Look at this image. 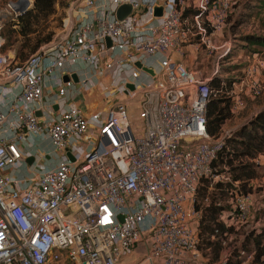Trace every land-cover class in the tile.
Wrapping results in <instances>:
<instances>
[{
	"label": "built area",
	"instance_id": "1",
	"mask_svg": "<svg viewBox=\"0 0 264 264\" xmlns=\"http://www.w3.org/2000/svg\"><path fill=\"white\" fill-rule=\"evenodd\" d=\"M19 1L0 9V264H122L141 246L137 264H226L228 248L214 262L201 249L195 208L203 177L230 180L213 166L224 138L207 131L219 68L206 74L174 54L194 37L216 49L235 0H72L60 32L15 64L2 29ZM124 3L132 12L119 19ZM189 6L201 11L193 23L183 19ZM85 67L125 72L119 81L137 102L141 133L124 102L91 113L67 103L87 84ZM263 68L255 59L244 71L251 97L264 90ZM231 96L236 113L242 101ZM253 200L236 193L221 219L236 230L249 224Z\"/></svg>",
	"mask_w": 264,
	"mask_h": 264
},
{
	"label": "trees",
	"instance_id": "2",
	"mask_svg": "<svg viewBox=\"0 0 264 264\" xmlns=\"http://www.w3.org/2000/svg\"><path fill=\"white\" fill-rule=\"evenodd\" d=\"M32 1L31 7L10 17L2 29L6 40L4 49L14 53L15 64L24 63L54 38L55 31L51 29L50 18L57 12L58 0ZM244 5L250 17L254 15L255 9L256 17H263L264 0H245ZM200 12L196 7H186L183 19L193 23L194 17ZM246 13L238 17L234 26L244 22ZM208 32H211L209 27ZM241 37L244 41L242 47L252 54L264 49V30L248 32ZM210 87L212 94L207 105V131L215 139L224 138L223 147L214 159L213 166L215 174H228L230 180L214 181L212 176L200 180L195 201L196 210L201 212L199 245L212 262L226 255L228 248L226 264H242L245 260L243 252L252 254V264H264V226L254 227L240 237L241 227L236 230L221 219L224 211L232 212V198L236 193H255L252 181L260 176L261 165L257 160L264 156V104L247 115V119L237 129L225 135L223 127L235 115L231 96L233 81L217 74L211 79Z\"/></svg>",
	"mask_w": 264,
	"mask_h": 264
},
{
	"label": "rangeland",
	"instance_id": "3",
	"mask_svg": "<svg viewBox=\"0 0 264 264\" xmlns=\"http://www.w3.org/2000/svg\"><path fill=\"white\" fill-rule=\"evenodd\" d=\"M71 1L58 0L57 12L50 18L51 29L55 31L54 37L61 30V25L64 23L63 19L67 16ZM7 2L8 0H0V9H4ZM244 4L245 0H235L225 29L219 35L216 34L213 37L215 46L217 44L223 45L225 42L230 44V49L226 54H223V52L228 45L219 50H210L203 44L200 45L198 51L194 50L193 47L191 48L192 51H185L183 55L174 54L177 60L179 59L183 62L185 59L192 58L194 65H197V69H200L204 73L208 72L210 74L212 69L218 67V75L224 78H230L233 81L232 91L241 99L242 108L234 113V117L224 125V133H229L237 129L247 119V115L256 111L260 105L264 104V90L259 97H251L243 81L246 67L255 59L264 60V49H260L259 52L255 53L256 55L252 54V52L242 47L244 41L241 37V35L248 32H262L264 30V26H262L264 24V15L261 18L256 17L255 13L257 10L255 9L253 10L254 13H252L254 15L251 18L245 12L247 10ZM245 13L246 18H244V22L238 26H234L238 21V17ZM192 52L195 54L194 57L191 54ZM81 72L85 74L88 82L86 85L77 86V98L74 104L84 109L87 113H91L94 111H106L109 106L118 102H124L128 106L131 124L136 126L138 133H141L142 121L140 119V110L137 107V102L135 99H130L119 81L125 72H121L116 76L106 75L103 71H96L91 67H85L81 69ZM260 78L264 83V68L260 73ZM257 161L261 165L259 167L260 176L252 181L255 192L252 204V222L241 226L239 230L240 237H243L246 231L254 227L264 226V156H261ZM145 251V248L142 246L139 247L122 264H137L143 259Z\"/></svg>",
	"mask_w": 264,
	"mask_h": 264
},
{
	"label": "water",
	"instance_id": "4",
	"mask_svg": "<svg viewBox=\"0 0 264 264\" xmlns=\"http://www.w3.org/2000/svg\"><path fill=\"white\" fill-rule=\"evenodd\" d=\"M29 2H30V0H20L19 2H16L14 5H13V8L16 10V11H22V10H25L26 9V6L29 4ZM131 12H132V6H131V4H129V3H124V4H121L119 7H118V9H117V11H116V16H117V18H119V19H123V18H125V17H127L128 15H130L131 14ZM163 13H164V4L163 3H159V4H157L156 6H155V8H154V15L156 16V17H160V16H162L163 15ZM107 42H108V44L109 45H111V40L110 39H107ZM137 65L139 66V67H143L142 66V63H140V62H137ZM145 70H147V71H149L150 73H154L153 71H151L150 69H148L147 67H143ZM73 78H74V80L76 81V82H78L79 81V78H78V76L75 74V75H73ZM165 78L167 79V76H165ZM66 81L69 79V77H65L64 78ZM129 88H131V89H134V85L133 84H129ZM70 155V154H69ZM71 156V155H70ZM71 158H73L72 156H71ZM28 161L29 162H32L33 161V158H29L28 159Z\"/></svg>",
	"mask_w": 264,
	"mask_h": 264
},
{
	"label": "crops",
	"instance_id": "5",
	"mask_svg": "<svg viewBox=\"0 0 264 264\" xmlns=\"http://www.w3.org/2000/svg\"><path fill=\"white\" fill-rule=\"evenodd\" d=\"M194 1H197V0H194ZM219 35V34H218ZM200 45H201V43H200V40H199V38L198 37H194V38H192L187 44H186V46H185V51H188V50H190V51H192L191 50V48H193L194 47V50H196V51H198L199 50V48H200ZM216 49L217 50H219V49H222V45L220 44H217L216 45ZM191 54H193V57H194V53L192 52ZM255 55V54H254ZM176 58V57H175ZM177 59V58H176ZM179 60V59H178ZM181 62H183L182 60H180ZM185 65H187V66H189V67H191V68H197V65H194V63H193V61H192V58H188V59H185L184 60V62H183ZM214 69H212V71H213ZM206 74L208 73V72H205ZM77 89H76V91L75 92H70V94H69V96H68V101H67V103L68 104H74L75 103V100H76V98H77ZM2 108H3V110L4 111H7V108H8V106L7 105H5V106H1ZM259 109V108H258Z\"/></svg>",
	"mask_w": 264,
	"mask_h": 264
}]
</instances>
